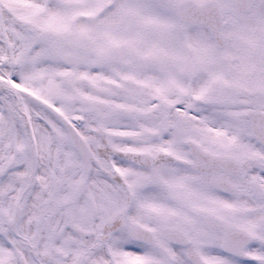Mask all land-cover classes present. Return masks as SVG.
I'll use <instances>...</instances> for the list:
<instances>
[{
	"label": "snow or ice",
	"instance_id": "snow-or-ice-1",
	"mask_svg": "<svg viewBox=\"0 0 264 264\" xmlns=\"http://www.w3.org/2000/svg\"><path fill=\"white\" fill-rule=\"evenodd\" d=\"M0 264H264V0H0Z\"/></svg>",
	"mask_w": 264,
	"mask_h": 264
}]
</instances>
